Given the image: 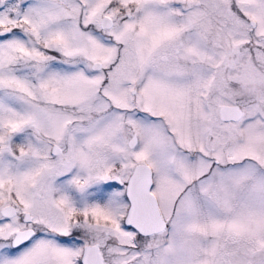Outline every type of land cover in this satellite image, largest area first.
I'll return each instance as SVG.
<instances>
[{
  "label": "snow or ice",
  "instance_id": "obj_1",
  "mask_svg": "<svg viewBox=\"0 0 264 264\" xmlns=\"http://www.w3.org/2000/svg\"><path fill=\"white\" fill-rule=\"evenodd\" d=\"M0 264H264V0H0Z\"/></svg>",
  "mask_w": 264,
  "mask_h": 264
}]
</instances>
